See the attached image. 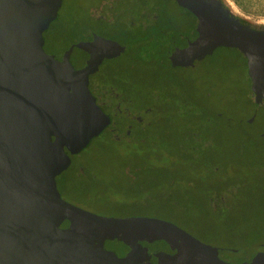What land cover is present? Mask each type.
I'll list each match as a JSON object with an SVG mask.
<instances>
[{"label":"water","instance_id":"95a60500","mask_svg":"<svg viewBox=\"0 0 264 264\" xmlns=\"http://www.w3.org/2000/svg\"><path fill=\"white\" fill-rule=\"evenodd\" d=\"M174 1L196 17L197 37L171 52L173 65H192L220 46L234 48L246 58L254 105L264 103V27L242 22L219 0ZM61 3L0 0V264H138L147 254L135 233L179 246L176 256L158 253V264H235L170 221L99 215L62 198L56 176L70 165V154L94 137H115L88 77L124 46L93 35L75 44L89 53L84 67L68 61L73 46L56 60L43 49V32ZM65 219L69 228L59 226ZM105 238L124 240L130 249L119 257L103 247ZM252 253L248 264H264V244Z\"/></svg>","mask_w":264,"mask_h":264},{"label":"rangeland","instance_id":"374dc122","mask_svg":"<svg viewBox=\"0 0 264 264\" xmlns=\"http://www.w3.org/2000/svg\"><path fill=\"white\" fill-rule=\"evenodd\" d=\"M219 1L239 20L256 28L264 27V0ZM112 4L113 8L116 4L125 8L121 10L124 12L120 13V19L123 23L133 21L134 27L129 29L135 33L147 32L150 29V19L146 16L156 5L162 8L160 16L167 15L169 18V22L165 23L162 18L161 26L158 28L165 37L170 36V29H176L177 32L184 23L193 22V17L173 0H145L144 3L137 0H62L56 17L57 21L43 34L45 50L61 52L72 42L85 38L90 31L98 28L112 34L114 41L126 47L124 30L119 31L116 25L115 19L118 16L114 18L110 10L106 11ZM130 4L136 5V10L137 5H141L143 10L141 13L139 10L131 13ZM140 14L141 16L146 14V16H142L141 20ZM99 15L104 20L101 23L94 21L95 18L100 17ZM129 55L126 51L120 59L113 61L114 63L103 62L95 77L98 80L108 81L110 80L109 72L112 69V77L116 84L118 80H122L125 85L127 96L126 94L124 96L128 99L123 101L122 107L130 113H141L139 109L147 104L149 98L151 99L149 96L151 90L155 95L153 98L156 103L159 105L162 102L165 103L167 101L165 94L159 91L162 87L161 90L168 88L175 94L177 106L186 103L193 109H198L205 117L216 113L233 121L224 130L220 140H212L208 143L209 147L207 146L209 151L214 152L210 151L208 156L221 152V158H210L206 161L198 159L203 161V164L193 162L191 169V164L188 163V170L183 171L182 174H150L148 172L150 169H147L145 174L140 175L142 184L145 186L140 199L145 208L154 209H146L142 212V216L172 219L176 225L186 229L200 241L218 248L220 256L227 260L237 261L244 255H249L252 250L248 248L247 243L254 241V246L264 244V215L256 214V211L264 205V201L259 198L264 196V181L258 179L256 182L255 179L264 174V135H259L264 130V105H254L251 102L253 96L249 89L250 77L244 56L233 49L217 48L213 54L194 60L192 65L172 67L166 69L167 71L161 69L162 74L159 77L153 74L152 64L147 67L146 64L139 63L137 67L132 64ZM105 86L107 87L106 84ZM254 114H257L258 120L256 119L252 124L247 123L246 120ZM144 118L149 120V116ZM174 132V128L171 132L162 126L152 129L150 139L154 138L153 140H157L158 143L157 146H152L154 155L149 161L153 163L152 169L162 165L176 170L179 164L177 171L184 168L180 159L169 156L173 153L171 152L173 147L172 145L171 148L168 147L166 142L174 141ZM169 133H173L171 138ZM98 142L100 140L93 138L89 148H84L85 150L77 153L71 163L75 167L72 166L69 170L71 176L77 175L75 181L83 178L89 181L87 193L84 196H78L69 193L61 185V195L64 200L93 213L119 216L122 213L108 210L109 207L105 205L104 199L119 201L128 198L124 188L130 182L133 184L137 176L123 174L115 156L103 155L99 152ZM122 147L123 145L118 144L115 149L120 151ZM196 167H199L198 170L195 169ZM87 168H89V174L85 172ZM236 175H238L237 179L229 182L228 185L227 178ZM215 182H221L226 186L223 192V203L213 202L211 205L204 206L203 201L195 197L186 199L180 204L177 199L176 210L172 212L168 211L166 206H159V208L153 206V204H159L160 200L166 204V200L160 197L166 192L191 194L199 192L202 188L205 190L202 192L205 193L216 192L209 190L216 189ZM103 184L107 187L103 188ZM216 204L221 208V213L218 215L213 213Z\"/></svg>","mask_w":264,"mask_h":264},{"label":"trees","instance_id":"16d2710c","mask_svg":"<svg viewBox=\"0 0 264 264\" xmlns=\"http://www.w3.org/2000/svg\"><path fill=\"white\" fill-rule=\"evenodd\" d=\"M141 3H144L145 0H137ZM164 1V0H163ZM174 1V0H173ZM119 3V2H117ZM174 3H176L174 1ZM177 4V3H176ZM178 5V4H177ZM137 10L141 11L143 8L141 5H137ZM179 6V5H178ZM122 5L116 4L115 9L116 10V16H118L116 20V25L119 28V31L124 30L125 39L124 42L127 47V52L130 54L129 59L132 61V64L139 66V63L146 64L145 66L148 67V65L154 66L153 74L160 75L162 74L161 69H169L172 67H175L170 60V58L167 56L171 48L173 46L176 47H183L188 44L190 41H194L197 37L196 34V24L197 19L191 12L183 8L188 14H190L193 17V22H187L181 25L180 30L176 32V44L171 42L170 36H166L160 33V29H158L161 25L162 18L165 20V22H169V18L163 15L160 16V12H162V8L158 5L153 6L152 9H150L149 18L151 23L150 26L154 29L149 32H133L132 29L134 25L133 21H127V23H123L120 19V13L122 12L121 9ZM130 12L133 13L136 10V5L133 6V4H130ZM146 15V14H145ZM141 16V14H140ZM96 20L102 21V19L97 18ZM56 20L52 21L49 26L53 25ZM244 22V21H242ZM245 23V22H244ZM247 24V23H246ZM48 26V28H49ZM172 26V24H171ZM170 26V27H171ZM251 26V25H250ZM47 28V29H48ZM75 28V27H74ZM128 30H127V29ZM130 28V29H129ZM46 29V30H47ZM45 30V31H46ZM44 31V32H45ZM92 31H95V33L99 36L105 37L106 39H113L114 36L110 34L109 32H104L100 28L93 29ZM43 32V34H44ZM91 32V31H90ZM44 36V35H43ZM45 39V37H44ZM176 47H174L172 50H174ZM225 47V46H224ZM158 54H161L158 56ZM177 67V66H176ZM247 68V67H246ZM167 71V70H166ZM109 79L108 81L105 80H98L99 82H96V86L99 85V93L101 94L100 100H103L105 98H109L108 100L112 102V99H110V90H113L114 88L122 93L123 101H126L128 98L124 96L127 91L125 89L124 83H122V80H118V83L116 84V81L112 77L111 71L109 72ZM166 75V73H165ZM251 83V82H250ZM107 85V87L105 86ZM166 85V84H164ZM162 88V87H161ZM159 89L161 93L165 94L166 102H162L160 105L156 103V100L153 98L155 95L152 93L149 94L151 99L149 98L147 101V104L139 109V111L142 113L143 121L137 122L134 120H128L126 121V114L127 111L123 107H121V110L117 109L113 102L111 105L107 106H101L103 111L107 113L110 117V122L115 123V128H117V132L115 135L118 137L116 139L115 137L112 139H104L100 137H94L100 142H98L99 146V152L103 155H112L115 156L118 159V165L119 168L123 171V174H135L137 176V179L133 181V184L130 182L128 183L127 187L124 188L125 195L128 198L119 200V201H108L107 199H104L105 205L108 208V210L111 212L112 210L117 211L119 213H122L119 216H142V212L146 211V209L151 208H145L146 206L142 202V199H140L143 189L145 186L142 184V180L140 178L141 174H145L147 169H150L148 172L150 174L157 173V174H182L183 171L188 170V163L190 165V169L192 167L193 162H201L200 164H203V161H198V159H202L206 161L207 159H218L222 157L221 152L218 154H212L211 156H208L209 152V145L208 143L212 140L217 141L220 140L223 136L224 130L227 129L228 126H230L233 121H230L228 118H224L223 115L214 113L213 116L206 115L203 116L202 112H199L198 109H193L191 106H188V104L184 103L180 106L176 105V96L172 92L168 90V88H163V90ZM250 89V84H249ZM251 93V89H250ZM251 102L253 103V100L251 99ZM254 104V103H253ZM122 105V104H121ZM121 113V115H120ZM136 112L130 113L131 116H140V114H135ZM147 114L149 116V120L147 121L144 117L148 118ZM173 117V119H172ZM121 118L122 122H120L118 119ZM135 118V117H134ZM124 119V120H123ZM176 119V121H174ZM147 121V122H146ZM132 123V128L128 129L126 127V124ZM149 128L146 129L147 126ZM234 125V124H233ZM162 126L164 129H169L172 132V129L174 128V141L166 142L167 146L171 148V145L173 147V150L170 153L169 156H174L177 159H180V163L184 164V168H181L180 171L171 170L167 166H158L154 167V169L151 168L153 165L150 161L151 156L154 155V149L152 146H157V140H153L154 138L150 139L152 135V129ZM146 129V130H145ZM159 130V129H158ZM129 132V133H127ZM147 135V136H146ZM168 135L173 136V133H169ZM159 140V138H156ZM168 139V136H167ZM90 144V143H89ZM121 144L123 145V149L120 151H116L115 148H117V145ZM208 146V147H207ZM88 145L86 148H89ZM85 150V149H84ZM213 152V151H212ZM214 153V152H213ZM76 156V154H73L71 157L72 159ZM72 159L70 162V165L59 175L56 176V183L57 188L61 194V185L67 189V191L72 194H77L78 196H84L87 191L89 190V181L84 180H78L76 179L75 175L69 174V170L71 167H75L72 163ZM158 160H160L159 157H157ZM196 159V160H195ZM212 163V161H210ZM162 163V162H161ZM177 165V164H176ZM199 167H196L195 169L198 170ZM89 168L85 169V172L89 174ZM193 169V170H195ZM196 170V172H198ZM81 174V173H80ZM186 174V173H185ZM213 174V172H212ZM236 175L235 177L229 176L227 178L228 185L229 182H233L234 179H237ZM166 178V177H165ZM256 182L258 179L260 181H264V174L262 176H259L258 178H255ZM65 180V181H64ZM102 183V182H101ZM216 189H209V190H215L210 192H202L205 190L200 189L199 192H192L191 194L185 192V193H178L175 192H166L164 194H161L160 197L164 198L166 200V204L162 203L160 200L159 204H153L155 208H159V206H166L168 211L172 212L176 210V200L178 199L179 204L183 201H186V199L189 198H197L200 201H203L204 206L211 205L213 202L215 203H223L224 202V196L223 192H225V185L221 182H215ZM233 185V184H232ZM231 186V184H230ZM249 186V185H248ZM103 188H106L107 186L103 184ZM102 188V189H103ZM135 193V194H134ZM62 196V195H61ZM130 197V198H129ZM106 198V197H105ZM261 201H264V196H259ZM264 203V202H263ZM214 207L213 213L220 214L221 208L218 206ZM214 206V205H213ZM264 208V205H263ZM259 208L258 211H256V214L259 215L262 213L264 215V209ZM154 210V209H151ZM152 216V215H151ZM156 216V214H155ZM167 220H171L169 218H164ZM264 219V218H263ZM174 222V221H173ZM186 230V229H185ZM113 242H109L110 245L115 246L114 249H120L122 248L121 245L122 242H119L117 239H112ZM254 241H250L247 243L248 248L250 247L251 250L254 246ZM257 243V242H256ZM261 244V243H260ZM116 246L118 248H116ZM251 256V251L249 255H244L242 258L234 262H241L246 257ZM233 261V259H232Z\"/></svg>","mask_w":264,"mask_h":264},{"label":"flooded vegetation","instance_id":"af4514ba","mask_svg":"<svg viewBox=\"0 0 264 264\" xmlns=\"http://www.w3.org/2000/svg\"><path fill=\"white\" fill-rule=\"evenodd\" d=\"M121 9H125V8H121ZM110 10V13L112 12V15L114 16L115 18V14H116V10L113 9V4L110 6V8L106 11H109ZM124 12V11H122ZM100 17H97L99 19H101V15H99ZM140 16V15H139ZM142 16H146V15H142ZM142 16H140L141 20L143 19ZM95 18V19H97ZM146 18H149V14L148 16H146ZM151 19V18H149ZM96 22H98V20H94ZM102 21L103 18H102ZM149 22L151 23V21L149 20ZM98 23H101V21H99ZM100 25V24H99ZM150 25V24H149ZM150 29L147 30L148 31H152L154 28L149 26ZM145 28V27H144ZM148 29V28H147ZM170 39H171V42H173V44L175 43L176 44V29H170ZM146 32V31H145ZM93 35H96V36H99L95 33V31H91L90 33L87 34V36L85 38H81L80 40H76L74 42H72L66 49H64L63 51L61 52H58V53H55V52H49L47 50H45L44 46H45V39H44V44H43V49L46 53L48 54H51L53 55V57L56 59V60H61L64 53L71 47H72V50L69 54V57H68V61L71 63V65L76 68V69H79V68H82L86 65L87 63V60L89 58V53L84 50V49H80L78 47L75 46L76 43L80 42V41H90L93 39ZM99 37H102V36H99ZM103 38V37H102ZM105 38V37H104ZM106 39V38H105ZM110 40H113V39H110ZM121 45V43H120ZM176 47V46H173V48ZM171 48V50L169 51L168 53V57L170 58V54L171 52L173 51ZM217 48H224V46H220V47H217ZM215 48L213 50V52L211 54L214 53V51L217 49ZM225 48H229V49H233L234 51L238 52V53H241L240 51L234 49V48H230V47H225ZM126 53V47L124 46V50L121 51L117 56L113 57V58H104L102 59L101 63L98 65V68L96 71L92 72L89 74V77H88V81H89V89L92 93V95L96 98V100L99 102V104L103 107V106H107V105H111V103L113 102L114 106L119 109V111L121 110V107H122V103H123V97H122V93L120 91H117L115 88L113 90H110V99H112V102L109 101L108 99L109 98H105L103 100H100L99 98H101V94L99 93V88L98 86H96V82L98 81V79L95 77V74L99 71L101 65L103 64V62L105 61H116L117 59H120V57ZM210 54V55H211ZM242 54V53H241ZM243 55V54H242ZM244 56V55H243ZM245 58V56H244ZM114 63V62H113ZM194 63V62H193ZM245 64H246V67H247V62H246V58H245ZM176 67V65H174ZM112 71V69L110 70ZM95 82V84H94ZM251 82V81H250ZM98 88V89H97ZM251 95L253 96L252 92H251ZM99 97V98H98ZM253 100V103H254V99ZM262 105H264V103H261ZM124 108V107H123ZM125 111H127L128 114H126V121L128 120H134V121H137V122H142L143 121V117L142 116H134L130 114V112L124 108ZM122 111V110H121ZM121 115V113H120ZM135 117V118H134ZM257 114L254 116L253 119H251V121L248 119L246 120L247 123H254V121L257 119ZM120 122H122L121 118L118 119ZM124 120V119H123ZM258 120V119H257ZM123 123V122H122ZM111 124V127L112 129H114L115 133L117 132V128H115V123L114 122H110ZM115 126V127H114ZM126 127L128 129L132 128V123H128L126 124ZM264 131V130H263ZM129 133V132H127ZM115 138L118 139V137L115 135ZM65 152L68 153L67 149H65ZM69 154V153H68ZM72 155L70 154V158L72 159L71 157ZM63 172V171H62ZM61 172V173H62ZM60 173V174H61ZM116 217H125V216H116ZM149 217V216H147ZM164 220H167V219H164ZM167 221H170L174 224H176V222H173L171 220H167ZM72 225V221L69 220V219H65L63 220L61 223H60V227L61 228H69L70 226ZM140 234L138 233H135V235H132V238L143 248H145L146 250V254H147V258L146 259H142L138 264H158V253H165V254H169V255H178L179 254V246L176 245V244H173L170 240L166 239L165 237H156V236H149V237H146V238H140L138 237ZM113 239H117V238H113ZM119 242H122L123 245H121L122 248H120L119 250L117 249H114L115 246H111L109 242H113L112 239H109V238H105L104 241H103V247L109 251H112L114 252L117 256L119 257H123L127 254V252L129 251V246L124 242V240H119L117 239ZM116 248H118L116 246ZM218 256L223 259L224 261H227V262H230V263H235V264H248V263H251L252 259H253V253H251V256L250 257H246L245 259H243L241 262H234L232 260H227L225 258H222L220 256V250L218 251Z\"/></svg>","mask_w":264,"mask_h":264}]
</instances>
